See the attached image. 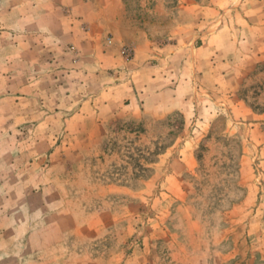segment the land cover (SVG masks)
<instances>
[{"label":"rangeland","instance_id":"obj_1","mask_svg":"<svg viewBox=\"0 0 264 264\" xmlns=\"http://www.w3.org/2000/svg\"><path fill=\"white\" fill-rule=\"evenodd\" d=\"M0 264H264V0H0Z\"/></svg>","mask_w":264,"mask_h":264},{"label":"crops","instance_id":"obj_2","mask_svg":"<svg viewBox=\"0 0 264 264\" xmlns=\"http://www.w3.org/2000/svg\"><path fill=\"white\" fill-rule=\"evenodd\" d=\"M108 57H110V55H108V56H105L104 58H108ZM121 59V57H119V60ZM82 59H80L78 62H79V65L77 66V69H79V68H81V64H82Z\"/></svg>","mask_w":264,"mask_h":264}]
</instances>
